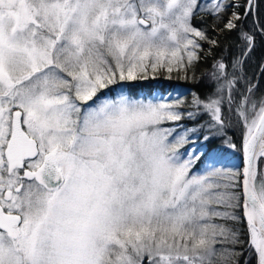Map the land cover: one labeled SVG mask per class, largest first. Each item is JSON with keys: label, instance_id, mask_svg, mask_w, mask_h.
Listing matches in <instances>:
<instances>
[{"label": "snow or ice", "instance_id": "6c2138e0", "mask_svg": "<svg viewBox=\"0 0 264 264\" xmlns=\"http://www.w3.org/2000/svg\"><path fill=\"white\" fill-rule=\"evenodd\" d=\"M261 4L0 0V264H264V96L244 71ZM215 48L203 96L125 84H201Z\"/></svg>", "mask_w": 264, "mask_h": 264}, {"label": "trees", "instance_id": "16d2710c", "mask_svg": "<svg viewBox=\"0 0 264 264\" xmlns=\"http://www.w3.org/2000/svg\"><path fill=\"white\" fill-rule=\"evenodd\" d=\"M242 3L243 0H240ZM242 11V10H241ZM255 18L259 21H264V4L260 5V8L258 12L256 13ZM227 17H225V20ZM213 23V19L211 16L207 15V13L202 14L201 17H196L193 20L194 26L200 27V28H206L208 30V35L212 36L215 35V33L211 30V25ZM243 27L245 30H250L253 28V17H248L245 21H243ZM229 43V55L237 54L238 49L236 47V44L239 43L237 39L236 32L233 31L227 38V41L224 39H221V44ZM208 45H204L205 52H207ZM222 49L221 48H215L212 50V53L208 55L204 60H202L196 69V76L198 78H201L204 82L201 84H194L190 81H186L183 79H177V76L179 75L177 72H173L171 74V79L167 78L168 74L161 70L156 75L155 78H152L151 76L147 80H138L135 82H125V84H130L134 91H139L141 94L143 93H156L159 94L165 98H171L173 97L176 92H188L189 90H195L203 96L205 93L211 91V87L209 86V83L207 82L206 78L202 76V73L210 69L211 64L213 62L214 58H217L221 55ZM261 64H264V37H261L257 35V46L252 52L250 58L246 62L245 66V73L248 78L252 80L254 84H256V97L257 99L260 96H264V72L261 71L260 66ZM191 97H188L190 99ZM188 123V122H184ZM234 135L232 132H230V135H233L234 142L237 143V146L239 148L240 144V130L234 129ZM221 141L220 140H214L209 144L210 149H215L221 147ZM184 149H182L183 151ZM243 164V157L242 154L239 151L235 152H226L225 158H224V165L226 167H233V165L239 167L242 169Z\"/></svg>", "mask_w": 264, "mask_h": 264}, {"label": "water", "instance_id": "95a60500", "mask_svg": "<svg viewBox=\"0 0 264 264\" xmlns=\"http://www.w3.org/2000/svg\"><path fill=\"white\" fill-rule=\"evenodd\" d=\"M243 164H244V161H243ZM243 164H242V167H243Z\"/></svg>", "mask_w": 264, "mask_h": 264}]
</instances>
